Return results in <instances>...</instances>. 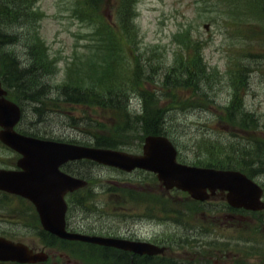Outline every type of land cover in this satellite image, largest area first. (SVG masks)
<instances>
[{"label":"trees","instance_id":"1","mask_svg":"<svg viewBox=\"0 0 264 264\" xmlns=\"http://www.w3.org/2000/svg\"><path fill=\"white\" fill-rule=\"evenodd\" d=\"M134 1L119 0L118 13L121 20L122 41L130 40V35L136 37L137 34L136 25L134 32L126 25L134 17ZM225 2H227L228 11L236 19H244L250 13L264 14V0H226ZM34 3L35 0H0V64L4 83L10 90L12 89V98L16 100H21L23 97L28 98L35 101L41 108L46 105L62 107L67 102L83 103L93 108V110L89 108L86 110L89 116L88 127L95 130V138L99 143L117 146L118 143H123L130 137L131 139L137 137L143 140L146 134L160 130L162 120L161 96L173 97L174 101L177 102L180 98L179 92L183 93L184 91L183 96L186 97L189 91L186 93L185 90L192 88L195 95L204 97L206 94L204 90L208 89L205 82L211 84L212 87L214 82L219 79L217 70L213 69L211 73L207 70L201 51L196 46L199 53L190 55L188 58L182 52H177L171 67L163 72L162 78L156 80L155 78L160 72L154 70V66L158 64H152L151 59L142 60L139 55L132 58L126 50L125 44L121 41L101 36L104 33L101 31L97 20L105 25L111 35L115 34V30L107 23L102 13L104 0H84L85 6L82 7L81 12L85 13L83 17L90 24L94 39L97 42L104 41L103 45L96 44V47L103 49L104 52L101 57L97 56V58L91 59L93 63H90L88 68L84 67L88 60H83L81 63L75 62L70 66V69L78 68V76L75 75L70 80L78 82V77L96 83L105 80L111 85L93 84L86 85L90 88H80L66 83L60 85L62 86L60 88L61 95L56 98L48 97L44 92L46 89L44 82L48 77V72L55 70L52 68L54 60H51L48 47L41 40L39 34L41 13L37 8L34 10ZM126 6L130 10H126ZM23 21L27 23L24 25ZM17 44L23 45L24 50H26L24 60L21 59L19 52L15 49ZM90 47L93 48L92 45ZM186 47H189L187 43ZM92 71L95 73L93 77L87 75V72ZM229 72V79L236 95L228 109L229 121L247 129L249 135H252L253 131L260 125L264 127V121L260 122L243 109L237 110V102L241 100L242 92H246L247 89L245 87V73L240 67ZM202 73L203 75H201ZM133 82L140 83V88L147 91L145 96L146 112L134 115L127 112L126 104L129 91L133 87H138V85L131 86L130 83ZM152 84L159 85L164 93L161 92L162 95H160L158 90L149 89L148 85L154 86ZM156 100L159 101V104ZM232 106L234 108H231ZM93 111L102 113L104 115L103 120L97 119L95 122L94 119H91L90 114ZM241 145L245 155L244 159L248 163L246 168L258 162V165L261 164L264 168V138L257 139L254 146L244 143ZM239 154L242 157V153L239 152ZM232 160L240 161L235 157ZM255 170L257 171L256 168Z\"/></svg>","mask_w":264,"mask_h":264},{"label":"rangeland","instance_id":"2","mask_svg":"<svg viewBox=\"0 0 264 264\" xmlns=\"http://www.w3.org/2000/svg\"><path fill=\"white\" fill-rule=\"evenodd\" d=\"M71 2L72 0H39L38 2L39 7L37 8L41 13L39 32L41 40L48 49L50 48L54 56H58L59 60V69L48 72L50 74L49 81L52 84L72 81L70 78L78 76V68L70 69L67 65L78 60L85 52L94 54V50H96L95 48L90 49V46L94 45L90 44L91 40L87 39L86 35L90 28L74 18ZM111 2L113 3L114 0ZM126 10H130V8L126 6ZM225 10L226 7L219 0H138L137 2L136 38H139L138 45L142 51L156 48V53H152L150 58L152 64H158L154 66V70L164 72L165 68L160 65L166 67L171 64L176 51L183 50L187 55L198 53L195 46L183 49L182 41L175 39L176 37L191 36L202 41L201 52H203L205 61L211 68L218 70L222 77L214 82L212 90L209 88V96L214 100L206 103V106L199 108L190 106V101L193 100L191 96L184 102V105L176 104L178 107H172V110L169 111L171 126L175 129L180 126L179 132L187 144H192L194 141L190 137L191 133L199 132L201 134L203 132L217 135L222 132H231L225 122L219 121L217 114L221 111L220 107L226 105L230 96L235 94L229 76L226 75V71L233 61L236 64L250 65L242 68L245 73L247 89L244 101L237 102L236 108L240 110L246 106L247 109L256 113L255 115L260 121L264 113V14H258V19L251 17L249 20L243 19V23H233L227 19ZM80 14L85 15L82 12ZM117 22L119 24L121 22L119 16ZM205 23L209 24L208 28H205ZM126 25L134 32L135 21L133 19ZM183 30H188V33L180 34L179 32ZM116 35L122 37L120 30L116 29L115 34H112L111 37L115 38ZM16 50L24 56L23 45H17ZM91 58L92 56L88 55L83 59L90 60ZM87 75L93 77L95 73L87 72ZM75 83L94 84L93 81H86L79 77L78 82L75 81ZM104 83L105 86L111 85L105 80ZM139 87L140 85L131 89L133 104L139 100L138 95L134 92ZM179 94L180 101L183 102V93L179 92ZM22 103L25 108L24 119L32 117L29 115L33 114V104L28 100H23ZM70 111V115L75 116H79L81 112L79 109ZM48 119L56 121L60 119V116L53 114ZM233 133L231 132L232 137ZM253 133L255 138H264V128L258 127ZM235 134L244 136L242 132ZM6 153L5 149L0 151L1 155ZM215 214L220 215V213ZM230 221L233 224L229 222L227 224H232L230 229L232 235H236L235 242L240 235L260 238L256 242L259 244H252V248H249V251L253 249L255 253H253L254 258L249 257L248 264H261L264 261V235L256 229L257 219L252 214L243 213V216H233ZM262 227L264 230L263 224ZM233 248L238 249L236 246ZM261 248L262 251H257ZM239 256L240 254L234 255L233 258ZM78 257H81L80 253H78Z\"/></svg>","mask_w":264,"mask_h":264},{"label":"flooded vegetation","instance_id":"3","mask_svg":"<svg viewBox=\"0 0 264 264\" xmlns=\"http://www.w3.org/2000/svg\"><path fill=\"white\" fill-rule=\"evenodd\" d=\"M67 131V130H66ZM48 134H42L47 137H51L55 140L72 142V139H68V136H60L59 138L56 136L55 132L57 130L55 128H49L44 131ZM12 158V164L8 165H0V167L7 168H17V160L20 158L16 152H12L9 155ZM61 169L65 173L69 174H78L82 175L81 168L76 167L74 169V162L68 161L65 162ZM106 185V184H104ZM126 188L128 191H117L120 187ZM98 187H95L97 189ZM83 189V188H81ZM149 189H152L149 186ZM80 190V189H78ZM137 190L134 186H132L131 182L126 179L123 182H118L116 179H112L111 183L107 186V191L109 193V200L116 201H128L131 200L132 192ZM77 191V190H76ZM3 195L7 198L4 202L5 208L3 209V213L0 214V235L9 239L21 240L28 244L30 247L37 249H45V248H55L57 244L56 237L48 238L46 235V230L42 226L40 213L35 208V206L28 201L27 199L11 194L8 192H3ZM71 192H67L65 194V198L69 203L68 211L66 213L67 227L70 230H76V232H81L84 234H95V235H106V236H115L120 239L125 240H140V241H152L155 244L164 246V254L166 259H169V264H233L232 261V250L228 245V242H225V247L218 246L216 240H213L210 246H207V249L197 251L199 255L197 259L187 260L184 253H182L177 246L183 242H188L186 237L181 235L182 227L180 225H174L173 230H169L168 225H164L162 231L153 230L152 227H143L141 224L137 225L136 223L140 221L141 223L144 221L143 217H152L159 214L160 219L163 217L164 212L167 210L168 202L166 206H162L165 200L163 197L158 198L152 194H140L138 199L136 200V204L138 206L137 212L132 210L131 208H127L126 205L120 207L118 211L123 212L126 217L130 219H116L114 223H106V220L103 216H96V218L90 219V214H87V209L84 210L85 215V224H81L80 229H76L75 220L73 219L74 214L71 212L72 208V200L70 199ZM79 196L84 199L82 203L84 206H87L88 203V192L87 190L82 191ZM223 199H225L224 194H219ZM14 200H22L19 205H25V207L15 209L12 208V202L9 199ZM215 198V197H214ZM25 200V201H24ZM179 202L182 199L176 198ZM226 201V200H225ZM16 202V201H14ZM153 202L156 204V208H153ZM213 200H208L206 203H212ZM225 217L232 218L234 213L243 214L247 210L240 208L235 210L227 203L224 208ZM119 216V214L117 215ZM153 222V221H152ZM151 222V224H152ZM149 223V222H148ZM152 226H154L152 224ZM210 230V226H206ZM50 232V231H48ZM88 243L90 242H83ZM69 244V243H68ZM220 244V243H219ZM112 248V247H111ZM114 260L116 264H147L148 261L152 262L153 256L158 255H137L130 250L117 249L113 248ZM139 256V258H138ZM165 260V259H164ZM0 264H20L15 262H0ZM23 264H39V263H23ZM242 264V262H241Z\"/></svg>","mask_w":264,"mask_h":264},{"label":"water","instance_id":"4","mask_svg":"<svg viewBox=\"0 0 264 264\" xmlns=\"http://www.w3.org/2000/svg\"><path fill=\"white\" fill-rule=\"evenodd\" d=\"M7 91L2 88L0 81V125L4 129L0 133L2 140L16 149L26 151L32 144L31 140L26 141L22 135L15 133L12 128L14 124L20 118V108L13 101L7 99L5 94ZM35 161L38 160L35 156V150L32 148V152ZM176 151L173 145L167 138L159 136H150L147 139L145 145L144 157H128V155L109 149H94V148H81L73 149L69 153V157H91L102 162L112 163L120 165L126 169H131L136 165L145 166L153 169L159 173V177L164 179L166 183H177L180 187L188 189L195 195H200V192L196 187L209 186L212 189L217 187L226 188L230 190L229 199L231 202L240 201L249 208L259 209L263 207L261 200L262 188L246 175L237 171H218L210 168H196L180 165L175 162ZM34 161V162H35ZM33 162V163H34ZM36 177V176H35ZM36 181V178H34ZM81 182L73 180L70 185L76 187ZM34 200L43 204L46 209V215L49 214L48 208V196L44 192L40 196H32L28 194ZM97 241L105 243H116L114 240H102ZM8 257H15L13 253H7Z\"/></svg>","mask_w":264,"mask_h":264},{"label":"bare ground","instance_id":"5","mask_svg":"<svg viewBox=\"0 0 264 264\" xmlns=\"http://www.w3.org/2000/svg\"><path fill=\"white\" fill-rule=\"evenodd\" d=\"M42 118V117H41Z\"/></svg>","mask_w":264,"mask_h":264}]
</instances>
